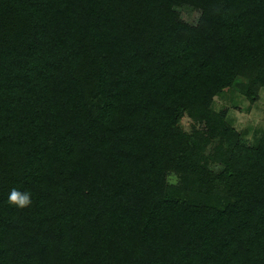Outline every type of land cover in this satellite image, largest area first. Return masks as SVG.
I'll list each match as a JSON object with an SVG mask.
<instances>
[{"label": "trees", "instance_id": "obj_1", "mask_svg": "<svg viewBox=\"0 0 264 264\" xmlns=\"http://www.w3.org/2000/svg\"><path fill=\"white\" fill-rule=\"evenodd\" d=\"M238 76L264 0H0V264H264V130L213 108Z\"/></svg>", "mask_w": 264, "mask_h": 264}, {"label": "rangeland", "instance_id": "obj_2", "mask_svg": "<svg viewBox=\"0 0 264 264\" xmlns=\"http://www.w3.org/2000/svg\"><path fill=\"white\" fill-rule=\"evenodd\" d=\"M181 18L188 23L196 24L200 17V11L189 6L177 7ZM248 80L238 76L232 87L224 90L214 97L213 108L224 113L233 126L241 132L243 139L253 143L264 130V87L259 90L253 99L248 98L242 90ZM194 125L192 118L186 115L182 127L190 131Z\"/></svg>", "mask_w": 264, "mask_h": 264}, {"label": "clouds", "instance_id": "obj_3", "mask_svg": "<svg viewBox=\"0 0 264 264\" xmlns=\"http://www.w3.org/2000/svg\"><path fill=\"white\" fill-rule=\"evenodd\" d=\"M31 192L22 191L17 188H13L9 194L8 200L10 203L16 204L20 207H25L31 203Z\"/></svg>", "mask_w": 264, "mask_h": 264}]
</instances>
